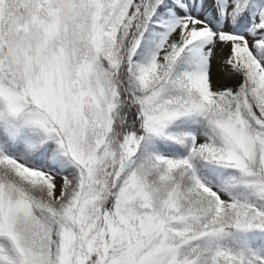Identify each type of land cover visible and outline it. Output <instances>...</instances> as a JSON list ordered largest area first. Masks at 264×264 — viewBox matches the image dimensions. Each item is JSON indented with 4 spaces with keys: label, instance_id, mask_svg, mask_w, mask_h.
<instances>
[{
    "label": "snow or ice",
    "instance_id": "snow-or-ice-1",
    "mask_svg": "<svg viewBox=\"0 0 264 264\" xmlns=\"http://www.w3.org/2000/svg\"><path fill=\"white\" fill-rule=\"evenodd\" d=\"M0 264H264V0H0Z\"/></svg>",
    "mask_w": 264,
    "mask_h": 264
}]
</instances>
